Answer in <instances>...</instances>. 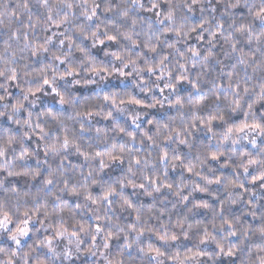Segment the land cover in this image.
<instances>
[{
    "label": "clouds",
    "instance_id": "clouds-1",
    "mask_svg": "<svg viewBox=\"0 0 264 264\" xmlns=\"http://www.w3.org/2000/svg\"><path fill=\"white\" fill-rule=\"evenodd\" d=\"M0 264H264V0H0Z\"/></svg>",
    "mask_w": 264,
    "mask_h": 264
}]
</instances>
